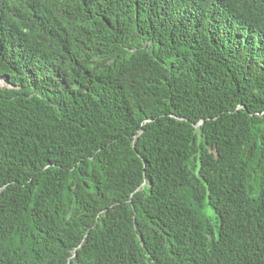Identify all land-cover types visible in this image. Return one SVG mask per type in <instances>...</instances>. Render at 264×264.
I'll use <instances>...</instances> for the list:
<instances>
[{
  "label": "trees",
  "instance_id": "16d2710c",
  "mask_svg": "<svg viewBox=\"0 0 264 264\" xmlns=\"http://www.w3.org/2000/svg\"><path fill=\"white\" fill-rule=\"evenodd\" d=\"M0 264H264V0H0Z\"/></svg>",
  "mask_w": 264,
  "mask_h": 264
},
{
  "label": "water",
  "instance_id": "95a60500",
  "mask_svg": "<svg viewBox=\"0 0 264 264\" xmlns=\"http://www.w3.org/2000/svg\"><path fill=\"white\" fill-rule=\"evenodd\" d=\"M74 256H76V254H74Z\"/></svg>",
  "mask_w": 264,
  "mask_h": 264
}]
</instances>
